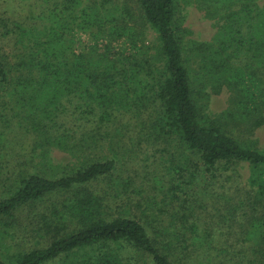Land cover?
Listing matches in <instances>:
<instances>
[{
  "label": "trees",
  "instance_id": "obj_1",
  "mask_svg": "<svg viewBox=\"0 0 264 264\" xmlns=\"http://www.w3.org/2000/svg\"><path fill=\"white\" fill-rule=\"evenodd\" d=\"M135 1L138 15L128 3L95 0L72 17L67 12L77 0H62L67 12L56 7L55 22L42 28L0 11V157L12 162L11 153H2L4 140L19 139L14 134L22 130L32 148L4 179L0 220L49 195L81 190L42 216L47 246L0 257V264H180L200 249L215 252L218 264H264V150L243 138L264 126V3L200 0L222 14L212 40L199 42L186 38L177 0ZM140 23L157 34V56L148 55ZM76 31L92 37L78 43ZM224 87L230 107L207 116L202 102ZM146 112L144 129L154 140L180 142L187 167L174 168L171 196L163 201L170 209L153 211L154 204L142 213L147 222L111 218L85 187L109 178L116 158L96 157L58 176L49 152L84 146L64 116L79 130L94 122L88 140L97 145L118 114ZM36 156L52 175L28 171L39 169L30 166ZM244 164L250 175L243 182Z\"/></svg>",
  "mask_w": 264,
  "mask_h": 264
},
{
  "label": "rangeland",
  "instance_id": "obj_2",
  "mask_svg": "<svg viewBox=\"0 0 264 264\" xmlns=\"http://www.w3.org/2000/svg\"><path fill=\"white\" fill-rule=\"evenodd\" d=\"M62 0H0V11L3 16L10 17L13 21H23L27 26L42 28L47 24L52 25L55 22L53 11L62 8ZM95 0H77L74 10L69 13L70 16L79 15L81 9L90 5ZM101 1V0H97ZM181 10L182 27L189 31L186 34L187 39H194L199 42H210L217 31V21L221 19L222 12H217L214 5L200 0H177ZM134 7L138 15L135 0H113L110 7H123L126 4ZM264 0H257L258 5H263ZM57 5V6H56ZM219 6V5H217ZM49 11H52L50 13ZM222 11V10H221ZM32 18V19H31ZM62 19V18H61ZM60 19V20H61ZM67 19H70L67 18ZM140 29L144 37V45L149 48L150 57L157 56L159 50V41L157 34L147 24L140 23ZM143 31V32H142ZM74 37H78V43L89 41V33L76 31ZM79 44H77L78 46ZM193 68V66H192ZM211 93V92H210ZM208 102H202L205 105L204 114L216 117L223 114L230 107V98L232 93L227 87H224L219 93L212 91ZM149 112L143 115L136 113L118 114L112 121L108 131H104L103 140L97 145H93L88 139L93 135L97 128L95 123H90L86 129L79 130L72 128V116H64L61 121L66 123L67 127L76 131V138L86 140L83 147L79 150L63 151L59 148H53L49 152L52 169L56 172L60 169L58 176L70 173L82 168L87 162L98 158H116L117 164L113 174L106 179H99L88 184L85 189L94 193L102 202L104 210L111 215V218L120 216H133L138 220L145 222L141 218L142 213L150 214L149 210L154 204L157 205L153 211H158L159 206L166 208V201L171 196V188L176 178L174 168L187 167L184 164V158L188 154L177 143L175 139L154 140L150 137V132L144 129L149 123ZM86 122H83L84 124ZM145 124V126H144ZM120 130V134L116 131ZM25 131L18 132L19 139H12L13 135L4 140V152L12 154V162L0 157V194L4 191L6 177L13 176V171H18L20 162L19 157L26 160L24 152L32 150L25 136ZM148 137H146V134ZM101 134V133H99ZM31 135L32 141H35L34 135ZM244 139L252 142L256 148L264 150V126L256 129L251 135H244ZM89 143L91 146H87ZM7 147V149H6ZM72 147V142H69ZM40 153V149L37 151ZM36 153V154H37ZM17 161H16V160ZM40 159L35 158V162L30 166H40L38 170L28 167L31 173H38L43 176H50L54 173L47 163H40ZM242 181H246L250 175V168L244 164L238 166ZM7 182V181H6ZM218 188L219 185H217ZM84 187H81L82 189ZM218 189L217 187H215ZM7 189V188H6ZM83 190V189H82ZM9 191V189L7 190ZM81 190L72 189L65 194H52L45 199L32 203L20 210L14 211L11 217H5L0 220V257L4 260H12L18 253L31 251L40 247L47 246L49 237H46L47 227L42 216L50 215L54 207L59 206L67 197L78 196ZM221 192V190H220ZM159 204V205H158ZM176 205V204H175ZM147 222V221H146ZM220 261L216 253L209 250L200 249L186 261L180 264H218ZM54 264H64L63 260L56 261Z\"/></svg>",
  "mask_w": 264,
  "mask_h": 264
}]
</instances>
